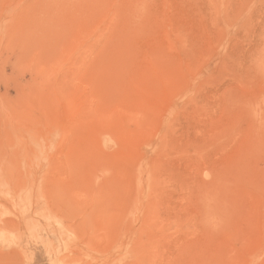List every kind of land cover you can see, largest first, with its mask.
<instances>
[{"label": "rangeland", "instance_id": "1", "mask_svg": "<svg viewBox=\"0 0 264 264\" xmlns=\"http://www.w3.org/2000/svg\"><path fill=\"white\" fill-rule=\"evenodd\" d=\"M0 264H264V0H0Z\"/></svg>", "mask_w": 264, "mask_h": 264}]
</instances>
